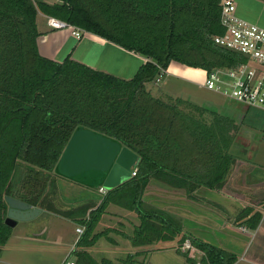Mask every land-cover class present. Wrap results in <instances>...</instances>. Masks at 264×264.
<instances>
[{"label":"trees","instance_id":"obj_1","mask_svg":"<svg viewBox=\"0 0 264 264\" xmlns=\"http://www.w3.org/2000/svg\"><path fill=\"white\" fill-rule=\"evenodd\" d=\"M38 13L102 37L146 61L130 79H121L69 55L60 62L41 56L36 44L41 35ZM219 14L218 0H38L36 4L0 0V255L12 233L5 222V196L83 225L71 252L75 264L127 262L96 258L90 250L103 235L94 229L109 204L136 214L139 223L129 235L135 247L180 235L169 212L175 207L169 211L145 207L143 194L150 182L163 191L216 196L237 160L230 151L238 129L234 119L181 98L155 97L146 83L164 75L172 62L205 71L246 62L240 54L213 43V36L223 32ZM79 128L134 152L136 171L105 194L91 187L95 191L86 195L90 199L61 208L50 198L49 184L59 176V157ZM260 216L247 206L235 218L254 229ZM189 238L208 264L236 260L233 253L186 235L179 242Z\"/></svg>","mask_w":264,"mask_h":264},{"label":"crops","instance_id":"obj_2","mask_svg":"<svg viewBox=\"0 0 264 264\" xmlns=\"http://www.w3.org/2000/svg\"><path fill=\"white\" fill-rule=\"evenodd\" d=\"M235 2L236 16L238 18L264 28V0H235ZM45 17L46 15H44V18ZM36 24L38 31L41 33V35L36 40L37 49L39 54L46 58L60 62L69 55V57L76 62L85 64L93 69L109 73L121 79H130L137 71L139 66H141L146 61V59L141 55L134 53L133 51L125 50L122 47L90 32L82 31L81 38H76L67 28L53 29L50 28L45 22L46 29H40L37 20ZM164 77L165 79L163 80V84L160 88H158V91H151L152 95L159 98H166L167 96L177 97L201 105L197 102V97L193 93L184 92L178 88L179 86H177L176 81L171 82V77L177 80L193 82V84L203 87L202 82L205 77V70L185 67L176 62H172L164 72ZM249 126L253 130V134L250 136L251 139H249L250 144H246V147L242 148L241 152L238 151V159L234 162L235 165L232 164L224 185L222 188H220L215 197L202 198L196 194H191V196H188L183 190H179L176 191V193L178 195L180 194L181 197L178 199V201H172L173 205H165L167 203L165 201L161 202L159 198L150 202L148 199L143 197L144 205L146 207L152 206L156 210L164 211H169V207L171 206L175 207V212H169L174 216L173 219L176 220L177 225L180 228L179 236L186 235V237H194V239H196L198 233L196 232L195 227L196 222H193V220H197V218H199L198 210L200 203L206 204L208 209L213 211L211 214L220 216L222 212L227 213L228 218H223V221H219L218 219L215 221L213 218L212 224L214 225V228H217L221 231L227 229L229 232L231 231L237 236L243 237L244 239L250 237L247 245L251 246L254 244L256 248H258L261 253L264 254V134H261L264 132V120L261 121L254 119V122H251ZM254 132H256V134ZM231 152L233 153V151ZM149 186L150 185L148 183L144 194L147 192ZM247 206L252 207L253 211L259 212L261 214L259 222L254 229L248 228L246 223H241L242 221L238 223L235 218L239 211ZM116 208L122 209L118 206ZM187 214H190V222L192 221V223H194L192 228L189 227L191 224H185V221H188V219H186L184 216ZM133 215L137 218L135 213H133ZM55 216L56 218L63 220L61 221L56 219L55 221L59 224H65L64 222L68 220L57 215ZM124 219L127 220V225L130 224V227L132 226V231L134 226L138 225L139 223L138 218L136 223L135 219L132 221L130 216L127 215ZM244 220L245 219H243V221ZM76 225L77 224H75V228L77 227ZM237 228L241 230H238ZM116 233L122 235V238H124L126 235V238H124L126 241L124 244L127 246H124L126 251L140 249L141 251H136L135 255L146 254L145 259H142L141 261L137 260L138 264H147V258L154 254L153 248L150 249L151 246H161L158 247L159 250L162 249V245H167L165 246L167 248H174V246L166 243L173 241L175 243L177 241H154L148 245L135 247L129 240V235H131L132 232H126L124 234L116 231ZM38 235L41 234L38 233ZM11 237L12 234L8 238L7 242L11 239ZM76 237L72 243L65 241L66 239L64 238L61 239L59 237V244L69 247V249L65 252L58 264H63L67 259H72L71 252L75 247L73 244L74 242L76 244ZM105 239H107L110 245H112L114 248H120V243L118 240L113 239L112 237H105ZM29 240H34V242L45 244L50 242L46 238L40 237L37 239L30 238ZM187 240L188 239L185 241ZM200 241L208 243L203 240ZM211 245L221 248V246H216L214 244ZM187 246L189 245H186V247ZM223 250L233 253L230 250ZM2 254L3 249L0 255V261H2ZM233 254L236 256V260L233 264H237L240 260H242L243 255H238L235 253ZM105 257H109L108 259H111L113 262H119L120 260H123L122 256H118L117 258L111 256ZM133 258V252L129 253L128 257L126 258L127 262L133 261Z\"/></svg>","mask_w":264,"mask_h":264},{"label":"rangeland","instance_id":"obj_3","mask_svg":"<svg viewBox=\"0 0 264 264\" xmlns=\"http://www.w3.org/2000/svg\"><path fill=\"white\" fill-rule=\"evenodd\" d=\"M47 1L53 2V0ZM36 20L40 29H46V19L44 18L43 14L39 13L36 17ZM250 64L251 67H255L253 62ZM165 77L162 75L158 82L155 79L154 82L146 83L147 89L150 92L158 91V88H160L163 84ZM171 79V82H177V86H179L178 88H180L182 91L193 93L197 97V102L201 105L208 106L221 114L234 118L238 129L236 133H234V140L230 151H233V155H235L236 159H238V151L241 152V149L246 147V144H250L249 139H251L250 136L253 134V130L249 124L254 122V119L261 121L264 120V110L257 107L248 106L237 100L225 97L211 90H207L198 86L197 84H193V82L177 80L172 77ZM228 89L231 91L232 88L228 87ZM254 133L256 134V132ZM261 134H264V132ZM20 170L21 168H17L18 172H20ZM58 177L53 176V178L56 179L55 183L49 184V196L50 198L54 199L55 203L61 208H67L70 205H76L79 203L77 201L83 202L87 199H90L91 197H87L86 195H90L95 191L94 188L86 187L78 182H74L68 178L62 177L61 175ZM149 185L150 186L148 187L147 192L143 194V197L148 199L150 202L159 198L161 202L165 201L167 203L165 205H173L172 201H178V199L181 197L180 194L178 195L176 192L171 190L163 191L160 189L161 186L159 187L155 182H150ZM67 200H70L72 203H68L69 201ZM116 207L115 205L109 204L106 207L105 212L101 215L100 220L94 229V233H103V235L96 244L90 247L91 253L96 258L105 256L117 258L118 256H122L123 259H126L128 254L133 252V261L126 262L125 264H138L137 260L141 261L142 259H145L146 254L135 255L136 251H141L140 249L126 251L124 248V246H126L124 244L126 243L124 239L126 238V235L124 238H122V235L116 233V231L124 234L126 232H132V226L130 227V224L127 225V220L124 219L126 215L130 216L132 221L135 219L136 223L137 218L133 215L134 212L127 211L125 209H118ZM149 208L154 209L152 206H149ZM211 212L213 211L208 209L206 204L200 203L198 210L199 218H197V220H193V222H196L195 227L196 232L198 233V236H196L198 239H196L198 241L203 240L210 244L221 246V248L230 250L235 254L243 255L242 260H240L237 264H264V254H262L254 244L251 246L247 245L250 237L244 239L243 237L237 236L231 231L229 232L227 229L221 231L217 228H214V225L212 224L213 218L215 221H217L216 219L223 221V218H228L227 213L222 212L220 216H216L211 214ZM184 217L188 219V221H185V224H191L189 227L192 228L194 223H192V221L190 222V214H187ZM56 219L61 220L56 218L53 213L42 211L35 218V220L16 221L15 224H11L12 220L6 216L5 222L10 224L12 227V237L3 246L2 261H0V264H58L65 252L69 249V247L59 244V237L61 239L64 238L66 239L65 241L72 243L76 236L77 241L81 235L76 234L74 230L75 223L73 221L65 220V224H59L55 221ZM76 226L81 227L84 231L83 225L77 224ZM38 233L41 235H38ZM39 237L46 238L50 242L45 244L34 242V240H29L30 238L37 239ZM105 237H112L113 239L118 240L120 243V248H114L112 245H110L107 239H105ZM180 237L181 236L175 238V240H177L175 243L174 241L166 243L174 246V248H167L165 247L167 245H162V249L159 250L158 247L161 246H151L150 249L153 248L154 254L147 258V264H208L202 260L205 256L201 249L198 248V250L194 244H191L189 239L180 243ZM185 244L189 246L186 247ZM74 245L75 242L73 246ZM183 253L186 254L184 255ZM187 258H190V260L187 261Z\"/></svg>","mask_w":264,"mask_h":264},{"label":"built area","instance_id":"obj_4","mask_svg":"<svg viewBox=\"0 0 264 264\" xmlns=\"http://www.w3.org/2000/svg\"><path fill=\"white\" fill-rule=\"evenodd\" d=\"M31 1L36 4L38 0ZM218 4L223 32L213 36V43L219 48L240 54L247 61L232 68L205 71L202 86L248 106L264 110V28L238 18L235 0H218ZM45 19L50 28H67L76 38H81L83 30L51 16H46ZM251 62L255 67H251ZM161 74L156 78L157 82ZM228 87L232 88L231 91ZM135 171L131 172V176ZM98 191L102 194L106 192L102 187H99ZM75 232L81 235L83 230L76 227ZM63 264H75V261L67 259Z\"/></svg>","mask_w":264,"mask_h":264},{"label":"water","instance_id":"obj_5","mask_svg":"<svg viewBox=\"0 0 264 264\" xmlns=\"http://www.w3.org/2000/svg\"><path fill=\"white\" fill-rule=\"evenodd\" d=\"M138 157L116 141L86 128H79L69 138L56 165V173L88 187L110 190L130 178ZM7 217L29 221L41 213L39 207L5 196Z\"/></svg>","mask_w":264,"mask_h":264}]
</instances>
